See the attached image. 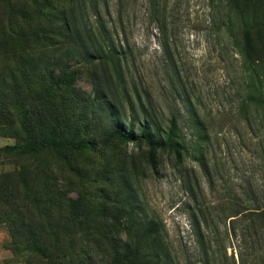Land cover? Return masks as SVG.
Segmentation results:
<instances>
[{"label": "rangeland", "instance_id": "1", "mask_svg": "<svg viewBox=\"0 0 264 264\" xmlns=\"http://www.w3.org/2000/svg\"><path fill=\"white\" fill-rule=\"evenodd\" d=\"M262 211L264 0H0V264H264Z\"/></svg>", "mask_w": 264, "mask_h": 264}, {"label": "trees", "instance_id": "2", "mask_svg": "<svg viewBox=\"0 0 264 264\" xmlns=\"http://www.w3.org/2000/svg\"><path fill=\"white\" fill-rule=\"evenodd\" d=\"M6 33V28L3 30ZM245 31V30H244ZM10 34L13 35L12 31ZM245 36V32H243ZM168 126L166 129V137L156 138L155 133H158L157 128L154 123L143 121L142 134H144V140L148 146L151 148H168L176 150H182V140L178 136V123L176 119H170L168 121ZM154 127V128H153ZM160 130V129H159ZM160 135V134H159ZM111 138L116 139L119 142H126L131 140V137L128 134H115ZM100 145L99 142L90 141V140H79V141H55L52 138H43L36 142L34 140L28 141L21 150L23 153H38L45 149L53 150H96ZM179 153V152H177ZM252 216V220H259L264 224V211L255 213ZM247 230H250L247 228ZM39 236H44L46 241L51 238H58L53 232H44L41 231ZM246 235L243 233V239ZM46 243L45 246H40L35 251L37 252L41 264H97L93 262L94 249L93 245H88L84 239L80 242V245L77 247H69L68 249L62 245L54 244L50 247ZM98 264H101L100 261Z\"/></svg>", "mask_w": 264, "mask_h": 264}]
</instances>
